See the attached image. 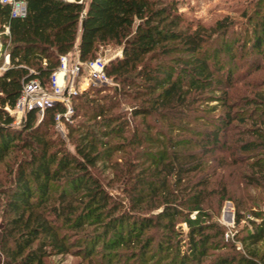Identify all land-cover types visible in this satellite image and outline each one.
Segmentation results:
<instances>
[{
	"label": "trees",
	"instance_id": "trees-1",
	"mask_svg": "<svg viewBox=\"0 0 264 264\" xmlns=\"http://www.w3.org/2000/svg\"><path fill=\"white\" fill-rule=\"evenodd\" d=\"M21 1L26 7L23 18L10 17V6L0 3V31L5 25L9 32L1 37L8 66L0 73V162L14 152L26 154L11 173L12 182H0V264H46L47 257L72 251H81L87 264H264L254 251L242 256L233 245L228 249L211 243L222 231L216 223L204 221L202 209L215 193L208 188L207 174H202L207 159L229 147L240 153L256 147L264 151L262 130L242 132L254 135L258 143L241 137L228 144L226 130L234 123L245 125L253 114L232 113L236 105L229 103L231 94L220 88L223 83L231 87V78L219 75L218 64L211 66L204 51L207 41L217 34L223 38L233 21L226 16L211 28L184 27L174 0ZM259 13L260 7H255L254 14ZM246 20L253 21L251 16ZM244 32V37L228 36L233 45L220 46L213 59L224 51L232 55L233 46L239 58L248 49L259 57L254 62L259 71L264 16L255 22L247 49L251 39H246L247 28ZM109 44L121 46V57L104 67L117 85L109 96L100 95L107 86H98L71 98L72 115L65 128L69 136H78L73 152L53 137L58 134L54 118L65 110L61 103L46 108L40 119L37 110L28 111L19 128L13 125L6 109L14 107L25 83L36 79L48 88L59 56L72 60L77 50L80 61L92 60L100 46ZM215 89L225 111L216 121L197 116L199 105ZM124 99L136 104L130 114L140 118V129L136 125L130 130L120 114ZM243 100L245 107L260 110L264 126V92ZM81 110L90 113L84 117L93 121V128L73 124ZM136 135L144 144L140 149L134 147ZM123 149L129 155L121 164L122 201L107 192L93 170L107 169L113 151ZM258 166L264 174V163ZM240 221L236 212L234 223ZM178 222L189 231L190 259L178 260L170 244ZM263 240L261 220L243 241L256 245ZM211 248L231 254L207 260Z\"/></svg>",
	"mask_w": 264,
	"mask_h": 264
},
{
	"label": "rangeland",
	"instance_id": "rangeland-1",
	"mask_svg": "<svg viewBox=\"0 0 264 264\" xmlns=\"http://www.w3.org/2000/svg\"><path fill=\"white\" fill-rule=\"evenodd\" d=\"M177 5V12L182 16L183 26L190 25L192 28L197 25H201L205 28H211L215 25L218 20H222L224 17H229L232 20L231 26L227 30L222 38L221 34L212 36L211 39L207 41L204 51L207 54L209 63L218 64L220 68L219 75L225 77L229 74L231 78V83L227 87L226 83L221 85V91L227 90L231 94L230 104L236 108H232V113L237 114V116L252 115L249 122L245 125H240V123H234V127H230L226 130L225 135L228 136V144L231 141H236L238 138H243L245 140H251L255 143L260 142L254 135H248L242 133L247 130H259L264 132V126L260 123L263 119L261 118L260 110H253V106L245 107L244 98L255 97L258 92H264V60L259 61L262 69L255 71V60H259L255 53L248 50L249 44L252 42L253 36L250 33L255 22L259 21L261 16H264V3L256 4L254 0H174ZM255 7H260V13L258 15L254 14ZM245 14L246 16H243ZM251 16L253 21L247 23L246 18ZM245 28L248 30V37L246 39H251L247 43L246 52L247 55L239 58V53L236 46H233L230 50L231 54L226 53V51L221 52L216 59H213L214 52L219 50L223 44H227L226 47L232 46L233 42L228 36L236 35L238 37H244ZM231 42V43H230ZM221 46V47H220ZM76 52H74V56ZM174 55H170L172 57ZM3 57V59H2ZM103 60L109 62L114 58L121 57V46H115L112 44L100 46L97 56ZM8 66L7 57L5 56V50L2 49L0 53V68L6 69ZM2 70H0V73ZM223 80V79H222ZM115 85L117 83L114 82ZM98 86H93L89 90H92ZM219 87V86H218ZM112 86L106 87L105 92H101L100 95L107 94L108 96L112 93ZM217 88V87H216ZM211 92L210 97L206 102L202 101L200 104L199 112L197 116H202L204 118L216 121L220 113L225 111V108L219 103L220 92ZM80 100L78 101V103ZM135 103L124 99L120 101L119 112L123 118L128 120L130 130L137 125L138 129L141 128L139 125L140 118H132L131 110L135 108ZM243 111V112H241ZM86 111H79L73 120V124L83 123L85 127L93 128V121H88L86 117L90 113L84 114ZM117 112V111H116ZM245 112V113H244ZM241 114V115H239ZM86 116V117H84ZM252 120L255 123H252ZM19 128V125H14ZM233 128V129H232ZM57 133L54 132V138H60L64 147L70 152L74 151V141L78 138L77 134L68 135L66 128L61 132L56 129ZM139 136L136 135L135 148H141L144 144L139 140ZM117 141V140H114ZM225 151L224 154L218 153L210 159L205 161L204 171L202 174H207L209 178V190H214V194L208 196L202 206L203 212L206 214L204 221L216 223L217 226L221 228L222 237L219 239H213L211 243L218 244L219 247L224 244L234 246L239 254L242 256L249 255L252 251L256 254L257 258L264 261V240L256 245H251L248 241H243L246 238L249 231H251L254 226L261 220H264L262 215L264 212V174L258 169V165H263L264 163V151L261 148H254L248 153H240L239 151H234L233 149ZM235 148V147H234ZM234 151V154H232ZM129 152L127 149L121 151L114 150L112 153L111 161L109 162V167L104 169L98 166L93 173L100 178L107 192L113 196L115 199H120L123 201L124 193L123 189L125 186L124 179V168L121 166L122 159L127 157ZM26 154H21L18 152L11 153L5 157L0 162V182L1 185L5 186L9 182H12V171L16 167V163ZM224 156V161H221V156ZM131 157L134 154L130 155ZM236 158V159H235ZM235 159L234 163L233 160ZM254 164V166L249 165ZM248 167V168H247ZM255 174L253 177L252 175ZM258 179V181H256ZM185 198V196L183 197ZM2 203V202H1ZM236 212L241 215V221L239 224L234 223ZM253 213H260L259 217H254ZM195 212H193L190 217L194 218ZM1 228V223H0ZM188 228L183 222H178L174 226V232L171 236L170 244L173 246V250L177 253L178 260L181 258L190 259L192 257L190 241L188 238ZM215 230H212V233ZM73 250V249H71ZM68 253L61 256H49L46 258V264H87L88 262L81 258L82 252L80 251L78 255L73 253ZM219 254L231 253L226 251L224 248L220 250H215L213 248L208 250V259L211 260ZM98 259V258H97ZM94 259L97 263L98 260ZM1 261V256H0ZM123 262H113V264H122Z\"/></svg>",
	"mask_w": 264,
	"mask_h": 264
},
{
	"label": "built area",
	"instance_id": "built-area-1",
	"mask_svg": "<svg viewBox=\"0 0 264 264\" xmlns=\"http://www.w3.org/2000/svg\"><path fill=\"white\" fill-rule=\"evenodd\" d=\"M1 4L10 6V17L23 18L26 14L25 3L21 0H0ZM0 31V53L3 49L1 37L8 36V27L2 26ZM76 52V51H75ZM76 55L72 60L67 55L59 56V66L49 77V87L44 88L36 80H30L24 84L20 96L17 98L12 109H6L14 118L13 125L20 124L23 115L31 110H37L38 118L42 117L43 111L61 103L65 110L54 118L55 127L61 132L65 128V122L70 121L72 108L70 100L93 86H116L114 81L105 74L106 61L100 57L92 60L80 61ZM0 70H5L0 68Z\"/></svg>",
	"mask_w": 264,
	"mask_h": 264
},
{
	"label": "water",
	"instance_id": "water-1",
	"mask_svg": "<svg viewBox=\"0 0 264 264\" xmlns=\"http://www.w3.org/2000/svg\"><path fill=\"white\" fill-rule=\"evenodd\" d=\"M65 1H70V0H65ZM83 23H84V22H83V20H82V21H81V26H83Z\"/></svg>",
	"mask_w": 264,
	"mask_h": 264
},
{
	"label": "crops",
	"instance_id": "crops-1",
	"mask_svg": "<svg viewBox=\"0 0 264 264\" xmlns=\"http://www.w3.org/2000/svg\"><path fill=\"white\" fill-rule=\"evenodd\" d=\"M72 1V0H71ZM77 52V50H75Z\"/></svg>",
	"mask_w": 264,
	"mask_h": 264
},
{
	"label": "bare ground",
	"instance_id": "bare-ground-1",
	"mask_svg": "<svg viewBox=\"0 0 264 264\" xmlns=\"http://www.w3.org/2000/svg\"><path fill=\"white\" fill-rule=\"evenodd\" d=\"M71 1V0H70Z\"/></svg>",
	"mask_w": 264,
	"mask_h": 264
}]
</instances>
